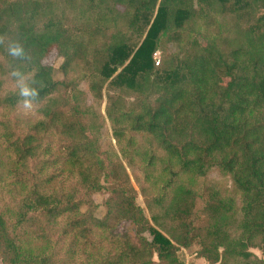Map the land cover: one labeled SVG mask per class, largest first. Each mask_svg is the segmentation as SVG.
Instances as JSON below:
<instances>
[{"label":"trees","instance_id":"16d2710c","mask_svg":"<svg viewBox=\"0 0 264 264\" xmlns=\"http://www.w3.org/2000/svg\"><path fill=\"white\" fill-rule=\"evenodd\" d=\"M0 37V264H264V0H0Z\"/></svg>","mask_w":264,"mask_h":264},{"label":"rangeland","instance_id":"374dc122","mask_svg":"<svg viewBox=\"0 0 264 264\" xmlns=\"http://www.w3.org/2000/svg\"><path fill=\"white\" fill-rule=\"evenodd\" d=\"M171 50L173 51V53H176L175 46H171ZM157 59H159V57H157ZM44 65L54 66L57 69H59L60 66L62 65V60L58 59L57 52L53 51L49 55V57L44 60ZM79 93L81 96V100L86 107L95 108L96 111L102 114L104 117L106 116V107H107L108 100L111 97L116 96V93L114 91L110 90L109 87H106L103 91V101L97 102L94 99V97L91 95V93L89 92L87 84L81 87V89L79 90ZM17 113L20 116L25 117V118L37 119L38 118V107L33 104L32 109L26 110L23 108V105L21 104L18 108ZM92 131H93L94 136L100 139L101 144L105 149H110L111 147H113L114 150L118 152L116 142L113 139V131L108 121H106L105 126H99L97 123H95L93 125ZM128 173L131 176L133 188L137 192V204L143 209L146 216L150 218V212L147 208L145 198L142 196L141 189L135 182L130 169H128ZM210 178L211 180L215 182L223 183L225 185H228L229 187L231 186L230 179H223L218 172H214L213 174H211ZM108 196H109L108 191L104 190L102 193L96 194L93 197V201L95 205L97 206L96 216L99 219L104 218V216L106 215L105 202ZM85 210L86 209H84V211ZM198 251H200V246L198 244H195L190 250H182L179 256L181 260L184 261V264H206L204 262H199V260H203V259H197ZM251 251L259 257L262 256L261 252L258 250H251ZM154 260L156 262L158 261L156 256Z\"/></svg>","mask_w":264,"mask_h":264},{"label":"clouds","instance_id":"9594fccd","mask_svg":"<svg viewBox=\"0 0 264 264\" xmlns=\"http://www.w3.org/2000/svg\"><path fill=\"white\" fill-rule=\"evenodd\" d=\"M2 42L3 38L0 37V43ZM7 51L9 55L13 57H22L24 55V48L18 42H13L7 48ZM13 75L17 77L18 83L20 85V103H22L24 109H32L34 101L39 98V90L44 87L43 81H34L35 86H30L28 84L21 83L22 77L18 73H13Z\"/></svg>","mask_w":264,"mask_h":264},{"label":"crops","instance_id":"0c3cea01","mask_svg":"<svg viewBox=\"0 0 264 264\" xmlns=\"http://www.w3.org/2000/svg\"><path fill=\"white\" fill-rule=\"evenodd\" d=\"M199 262H204V263H206V264H207V262H205L204 260H199Z\"/></svg>","mask_w":264,"mask_h":264}]
</instances>
